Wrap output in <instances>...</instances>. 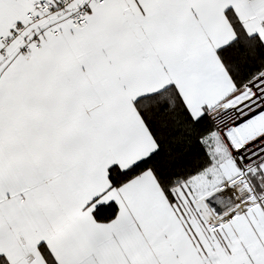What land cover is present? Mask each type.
I'll return each mask as SVG.
<instances>
[{
  "label": "snow or ice",
  "instance_id": "6c2138e0",
  "mask_svg": "<svg viewBox=\"0 0 264 264\" xmlns=\"http://www.w3.org/2000/svg\"><path fill=\"white\" fill-rule=\"evenodd\" d=\"M0 264H264V0H0Z\"/></svg>",
  "mask_w": 264,
  "mask_h": 264
}]
</instances>
